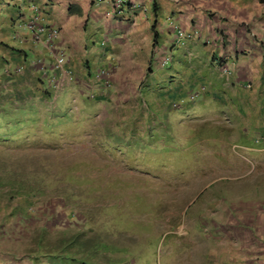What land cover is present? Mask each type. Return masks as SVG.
I'll return each instance as SVG.
<instances>
[{"label": "rangeland", "instance_id": "rangeland-1", "mask_svg": "<svg viewBox=\"0 0 264 264\" xmlns=\"http://www.w3.org/2000/svg\"><path fill=\"white\" fill-rule=\"evenodd\" d=\"M11 22L16 29L19 16ZM176 50L160 69L186 65L187 82L177 66L170 90L191 105L210 78L194 80L206 70L199 45ZM21 51L0 57V264H264L263 140H227L192 113L169 135L147 115L122 120L121 95L145 103L152 64L134 82L85 76L75 98L78 61L66 62L72 78L61 75L58 88L44 74L46 55L23 67Z\"/></svg>", "mask_w": 264, "mask_h": 264}, {"label": "crops", "instance_id": "crops-1", "mask_svg": "<svg viewBox=\"0 0 264 264\" xmlns=\"http://www.w3.org/2000/svg\"><path fill=\"white\" fill-rule=\"evenodd\" d=\"M112 1L0 0V34L7 38L5 45L0 44L3 48L0 57L13 58L15 51L22 49L23 67L33 54L38 60L44 55L47 62L51 60L47 49L36 45L27 30L17 34L11 27L14 16L23 15L22 11H29L30 4L38 3L45 22L61 28L56 45L65 49L66 62H79L75 66L80 79L69 81L68 85H72L71 95L75 98L80 96L76 82L85 76L90 82L102 70L114 81L134 82L143 79L152 64L155 73L152 69L150 88L145 95L141 93L146 102H131L135 97L133 93L121 95L125 101L114 112L122 115V120L124 115L135 114L143 115L146 122L148 116L149 121L160 127L155 126V130L165 128L169 135L185 125L186 113L188 116L192 113L196 125L200 128L208 122L218 125L221 137L227 140L264 141V0H124L127 5L116 18L107 14ZM134 3L140 7H133ZM171 19L186 31L198 29L200 42L196 45L179 43L169 25ZM154 34H157L156 43ZM17 36L20 40L13 39ZM206 39H211L212 43L207 44ZM190 45H199L201 55L195 57L196 65L206 68L196 72L194 80L206 84L209 77L211 90L191 105H184L185 94L170 90V86L176 78L180 79L177 66L184 71L181 81L187 82L186 65L177 63L175 69H164L166 73L160 76L163 71L159 63L163 62L165 54H172L169 49L178 51ZM226 59L234 62L228 75L220 73L218 67ZM105 95L103 99H107ZM207 107L211 109L209 113L205 112ZM127 120L132 122V118Z\"/></svg>", "mask_w": 264, "mask_h": 264}, {"label": "built area", "instance_id": "built-area-1", "mask_svg": "<svg viewBox=\"0 0 264 264\" xmlns=\"http://www.w3.org/2000/svg\"><path fill=\"white\" fill-rule=\"evenodd\" d=\"M126 5L127 2L124 0H113L111 2V10L109 11L108 15L112 16L122 14ZM132 6L140 7V5L135 3L132 4ZM31 11L33 12L29 15H22L19 13V23H17L16 29H14V31L17 32V34H20L23 30H27L31 34V37L36 45H41L47 49L51 60L48 61L50 65L45 68L44 74L49 76L48 81L51 85L59 88L61 86V82L59 81L61 80V75L62 77L67 76L70 79L72 78V71L66 68V51L65 49L59 48L56 45V41L61 34V29L56 25H50L44 21L41 7L39 5L35 3L31 4ZM169 25L175 32L177 41H179L181 44L186 43L188 38H192L194 33L201 37V33L198 29H195L194 33L193 31H186L177 25L172 19L169 20ZM205 41L207 44L212 43L211 39H206ZM230 60L231 59H227L219 66L220 70L225 74L231 73V67L234 62ZM163 63L169 64L170 57H166L163 60ZM202 89L203 88L199 89L197 87V89L194 90L191 96L192 100H197L200 97Z\"/></svg>", "mask_w": 264, "mask_h": 264}, {"label": "clouds", "instance_id": "clouds-1", "mask_svg": "<svg viewBox=\"0 0 264 264\" xmlns=\"http://www.w3.org/2000/svg\"><path fill=\"white\" fill-rule=\"evenodd\" d=\"M32 4H33V3H32ZM35 4H37V5H39V6L41 7L40 4H38V3H35ZM14 5H16V4H14ZM30 10H31V4H30ZM41 11H42V17H43V19H44V15H43L44 13H43L42 7H41ZM29 14H30V13H29ZM29 14H25V13H23V15H29ZM107 14H108V13H107ZM18 16H19V15H18ZM109 16H111V15H109ZM113 17H116V15H112V18H113ZM172 20H173V19H172ZM44 21H45V20H44ZM46 23H47V22H46ZM175 23H176V22H175ZM48 24H49V23H48ZM176 24H177V23H176ZM50 25H54V24H50ZM177 25H178V24H177ZM56 26H57V25H56ZM58 27H59V26H58ZM59 28H60V27H59ZM181 28H182V27H181ZM60 29H61V28H60ZM30 35H31V34H30ZM60 35H61V34H60ZM200 38H201V37H200ZM32 40H33V39H32ZM34 43H35V42H34ZM166 57H170V56H166ZM166 57H165V58H166ZM46 58H47V57H46ZM165 58H163V60H164ZM170 59H171V57H170ZM43 60H45V59H43ZM226 60H227V59H226ZM30 62H31V61H30ZM170 62H171V61H170ZM162 63H163V62H162ZM169 64H170V63H169ZM220 65H221V64H220ZM220 65H219V66H220ZM219 66H218V67H219ZM219 69H220V68H219ZM101 71H102V70L98 71V72L95 74V77H96V76H99V73H101ZM103 72H104V71H103ZM65 77L67 78L68 81L70 80V78H68L67 76H65ZM95 77H94V78H95ZM94 78H93V79H94ZM105 78L108 79V80L110 79L109 74H108L107 72H106V76H105ZM198 99H199V98H198ZM194 101H196V100H194ZM182 102H183V101H182ZM175 106H176V105H175Z\"/></svg>", "mask_w": 264, "mask_h": 264}, {"label": "trees", "instance_id": "trees-1", "mask_svg": "<svg viewBox=\"0 0 264 264\" xmlns=\"http://www.w3.org/2000/svg\"><path fill=\"white\" fill-rule=\"evenodd\" d=\"M155 43H156V40H157V34H155ZM30 193V192H29ZM54 251H56V252H58L56 249L54 250ZM62 252L65 254V253H67V251H66V249L64 248L63 250H62ZM85 264H87V263H85ZM88 264H91V263H88Z\"/></svg>", "mask_w": 264, "mask_h": 264}]
</instances>
